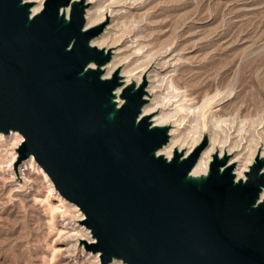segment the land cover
Masks as SVG:
<instances>
[{
	"label": "water",
	"instance_id": "95a60500",
	"mask_svg": "<svg viewBox=\"0 0 264 264\" xmlns=\"http://www.w3.org/2000/svg\"><path fill=\"white\" fill-rule=\"evenodd\" d=\"M32 5L0 0V134H20L17 161L33 156L79 207L102 264H264L261 150L243 179L217 152L193 175L208 137L159 153L170 126L142 115L146 77L104 76L105 23L86 27L82 0Z\"/></svg>",
	"mask_w": 264,
	"mask_h": 264
},
{
	"label": "rangeland",
	"instance_id": "374dc122",
	"mask_svg": "<svg viewBox=\"0 0 264 264\" xmlns=\"http://www.w3.org/2000/svg\"><path fill=\"white\" fill-rule=\"evenodd\" d=\"M100 1L102 10L113 12L111 18L104 19L103 32L111 19L117 24L125 21L124 26H117L116 35L122 38L119 45L111 48L112 56L120 48L123 52H133L123 46L128 45L126 39L131 34L126 31L136 25L132 22L135 18L141 19L143 36H151V27L156 23L160 45L152 44L147 56L132 63L134 72L143 70L144 64L148 65V72L160 70L162 48L172 45L173 54L179 57L174 78L180 92L192 91L200 101L204 94L215 98L213 106L204 108L195 118V105L201 102L197 104L192 96L188 102L191 113L186 114L181 126L184 134L190 138L196 125L203 132L199 145L206 136L208 146L214 143L217 153L223 137H228L229 143L239 142L240 146L228 160L238 153L249 156L250 151L264 148V0ZM132 2L140 5L134 10L137 17L116 19ZM85 3L89 8L95 1ZM161 43L165 46L160 47ZM126 65L127 62L123 63L119 72ZM122 79L126 82L128 78L122 76ZM178 104V98L171 97L166 111H172ZM164 125L170 126V131L175 128L172 122ZM228 125L234 130H229ZM15 141L11 134L0 141V264H72L67 256L75 250L78 256L81 251L80 241L76 246L77 231H89L92 236L84 224L85 216L83 221L79 220L83 214L79 207L61 197L37 163L31 171L27 169L29 166L23 167L26 183L13 180L16 167L15 163L11 166V153L20 146L14 148ZM184 147L187 150L188 145ZM27 160L21 161L22 164ZM95 244L96 241L84 245L85 254L91 258L87 255V261L78 259L77 264H102L101 253L94 251Z\"/></svg>",
	"mask_w": 264,
	"mask_h": 264
},
{
	"label": "bare ground",
	"instance_id": "6f19581e",
	"mask_svg": "<svg viewBox=\"0 0 264 264\" xmlns=\"http://www.w3.org/2000/svg\"><path fill=\"white\" fill-rule=\"evenodd\" d=\"M77 1H80V0H77ZM82 1L84 2L86 1L87 3L88 2L91 3L92 1H95V3L91 7L85 10V19H86L85 26L86 27L100 24L101 22L104 21V19L107 20L109 17L111 18V15L113 12L111 10L107 11L106 9L102 10L100 8L101 7L100 0H82ZM29 2L33 3L32 8H31L32 12L37 13L42 9L44 0H29ZM139 7L140 5L137 6L134 2L129 3V8L126 11L119 12L120 15L117 16L116 19L117 18L122 19L125 17H129V15H134L135 17H137V14L136 15L134 14V10H138ZM135 17H133V19ZM136 19L137 18H135L132 21L136 25L126 31L127 33L131 34V36H128L126 39L127 40L126 42L128 43V45L123 46L124 49L133 50V52L129 53L125 51L126 52L125 53L123 51H120L121 48L117 49V51L115 50L111 61L107 63V65L105 66L104 76L109 77L112 73L119 71L118 68L122 66L123 63L127 62V65L119 72L120 76H127L128 79L126 80V83H130L131 80L134 79L136 85H139L142 80V77L143 76L147 77L146 79L147 86L145 88L146 90L145 98L146 99L149 98L147 99L149 102H147L143 106L142 115L152 117L155 112L160 111L159 114H157L156 116H153L154 118L152 119V122L155 125H164V124H167L168 122H172L173 125L175 126V128L171 129L170 131L169 142L159 151V153L163 154L167 158H170L173 151L177 150L178 152L183 153L184 157H186L187 155L191 154V152H193L197 146H199V143L201 142V139H202V133H203L200 130H198L195 125L193 126V129H192L194 133L189 138V136L184 134L183 132L184 128L181 129L184 117L186 116V114L191 113L189 111L192 106L188 104V102L192 101L193 95H194V102L198 101L197 104L201 102L199 106L195 105L194 113H195V116H197L195 118H198L201 115V113H203L204 108L213 106V103H215L213 102L215 98H211L210 96H208V94H204L200 101V98L197 95L195 96V93L192 91L180 92V85L179 83H177L176 79L174 78V72L177 68V61H179V57L176 58V56L173 54V51L175 50H174V46L172 45L162 48L163 51L160 53V55L162 56L161 58L162 60L160 61V64H159L161 67L160 70H154V71L148 72V69H147L148 65L142 63L145 65L144 69L141 71H138L137 73L134 72L135 67H132V63H134L135 61H138L143 56L144 57L147 56L146 53L152 50V49H149L152 44L154 46L155 44L159 46L160 44L158 43L161 42V41L158 42L159 37L161 36H158L159 29L156 23H154L151 27V29L153 30L151 32V36H143L142 34L143 27L139 25L141 23V19L140 18H138L137 20ZM120 23H118L120 26H124L125 21L122 22L121 24ZM118 24L114 23L113 19H111V24L106 27L105 31L102 34H100L97 38L93 39L92 44L97 46L98 48L104 49L105 52L111 50L113 46L119 45V42L121 41L120 39L122 38V36L116 35L117 26L119 27ZM124 33H125V30H124ZM161 45L162 46L160 47L165 46V44L163 45L162 43ZM148 56H152V55H148ZM131 57L132 59H130ZM146 72L148 73L147 76L145 75ZM171 72L173 73L170 74ZM165 90L167 91L166 93H164ZM171 97L178 98L179 104L172 111L171 110L166 111V108H168V106L171 103ZM228 126L230 127V125ZM229 130H234V127H230ZM239 131H240V127L239 129L237 128V132ZM195 133H196V136H194ZM11 136H14V139L16 140L14 142L15 143L14 148H17V146L20 145V143L22 142L23 137L18 133H11ZM6 137L7 136L0 134V141ZM227 138L225 136L223 137V140L220 141L221 145L218 151L220 157H222L223 155H228V156L234 155L235 148H238L240 146L239 142L237 141H235L234 143L233 142L229 143V140ZM186 144L188 145L187 150L184 149L185 148L184 146ZM228 145H229L228 149L225 150V146H228ZM248 148H249V145H248ZM215 150H216V145L214 143H211L210 146H207L202 151L201 157L199 158L197 164L193 168V171H192L193 175H201L207 172L209 162ZM260 152H261V157H263L264 148ZM257 155H258V152L256 149H254L250 151L249 156H245V155H242L241 153H238L237 155H235L234 158H231L228 160L227 165L235 164L234 173L236 175V179L244 178L245 172L248 171L249 169L248 167L251 165L254 157H256ZM17 156H18L17 151H13L11 153V166L12 164L15 163V167H16L15 171L12 173L13 175L12 178L15 181L18 180V181H22L26 183L27 181L26 173H25L26 168H23V167L25 165L26 167L29 166L27 169L31 171V169H33L37 165L36 164L37 162L34 160L33 156H30L28 160L26 162H23L22 164V162L17 161ZM43 173L45 177L47 178L45 172ZM262 173H264V168L262 170ZM15 191L19 192L18 189H16ZM263 195H264V191L261 197ZM83 218H84V215L82 214L79 220L83 221ZM78 232H81V233L79 234ZM77 233L75 235L76 236V239H75L76 246L78 245V242L80 241L81 251L78 254V256L76 255L77 254L76 250L75 251L73 250L74 252L71 255H69V258L67 256L68 261L71 262L72 264H77L78 259L79 260L83 258L85 259V256L87 255L89 256L90 254H85L83 247L87 243L93 244L96 241L95 237L91 236L89 231L88 232L77 231ZM89 258L91 257L89 256ZM85 260L87 261V259ZM90 264H93V263H90ZM95 264H99V263H95ZM110 264H124V263L121 260L115 259V260H112Z\"/></svg>",
	"mask_w": 264,
	"mask_h": 264
}]
</instances>
